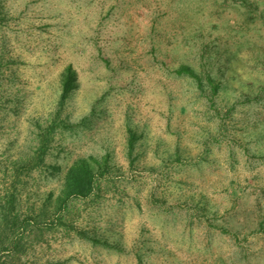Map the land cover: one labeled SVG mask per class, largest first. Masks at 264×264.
<instances>
[{"label":"rangeland","instance_id":"374dc122","mask_svg":"<svg viewBox=\"0 0 264 264\" xmlns=\"http://www.w3.org/2000/svg\"><path fill=\"white\" fill-rule=\"evenodd\" d=\"M56 118L23 207L96 188L0 264H264V0H0V193Z\"/></svg>","mask_w":264,"mask_h":264},{"label":"trees","instance_id":"16d2710c","mask_svg":"<svg viewBox=\"0 0 264 264\" xmlns=\"http://www.w3.org/2000/svg\"><path fill=\"white\" fill-rule=\"evenodd\" d=\"M233 55L234 53H229L226 55L225 59L228 60ZM178 73L186 74L196 79L199 85H203L202 79H200L198 74L187 65H183L178 70ZM76 81V71L72 67H68L65 73H63L61 103H64L70 93L77 87ZM210 83L213 91L217 93L222 85V81L214 82L213 79H210ZM57 120V118L54 119V123L41 130L38 144L31 149L29 154H26L24 157L20 158L19 161L15 162V167L13 169L14 174L10 179V183L5 190L0 193V255L1 252L6 249L13 258L22 255L25 251L23 246L24 242H27V237L33 233L36 235L37 229H40V231L42 230L43 233L41 222L46 223L48 220H52L56 222L57 225H64L67 227L64 215L66 213L65 211L69 209L70 201L75 198L88 197L96 188L99 174L94 165L87 158L78 159L69 167L65 174L64 187L55 200L52 215L49 212L48 204H44L41 207V211L37 212L33 207H23L22 201L18 195L20 186H25L28 182L26 177L33 171L46 166V157L51 148L53 134L58 128L76 129L75 125L68 124L65 120L60 122ZM133 137L134 135H132V139L130 140L131 149L134 147ZM47 228L52 229L50 226ZM79 234L89 238V240L95 244L102 242L99 239H93L85 232Z\"/></svg>","mask_w":264,"mask_h":264}]
</instances>
